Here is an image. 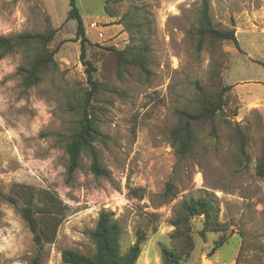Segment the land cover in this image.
<instances>
[{
	"label": "rangeland",
	"instance_id": "obj_1",
	"mask_svg": "<svg viewBox=\"0 0 264 264\" xmlns=\"http://www.w3.org/2000/svg\"><path fill=\"white\" fill-rule=\"evenodd\" d=\"M200 1L76 0L81 37L76 19H66L68 0H0V36L55 30L47 44L55 66L37 84L25 87L18 70L31 49L20 46L0 58V190L17 199L12 205L0 197V264H30L36 253L19 212L29 203L38 219L50 211L52 224L59 222L52 240L42 243L40 264H69L64 249L93 254L90 233L101 210L118 223L121 252L138 230L145 234L134 264H163L162 248L180 253L175 264H264V175L257 172L264 145V0H207L213 26L233 29L238 46L206 38L197 47ZM80 40L102 85L92 108L102 138L93 144L109 178L90 171L84 151L66 180L64 146L78 117L68 103L88 88ZM143 40L145 70L114 53ZM194 82L212 95L228 88L211 118L191 123L193 149L180 157L169 132L181 111L200 108ZM253 101L263 119L249 107ZM202 195L213 198L220 228L201 236L203 216H194L189 241L172 238L181 202Z\"/></svg>",
	"mask_w": 264,
	"mask_h": 264
},
{
	"label": "trees",
	"instance_id": "obj_2",
	"mask_svg": "<svg viewBox=\"0 0 264 264\" xmlns=\"http://www.w3.org/2000/svg\"><path fill=\"white\" fill-rule=\"evenodd\" d=\"M69 10L66 19L75 18L77 21V32L83 36V24L78 13L76 0H68ZM198 21L193 28L197 37V47L208 38L213 41L231 40L236 46L237 41L233 29H219L213 26L209 14V3L207 0H201L198 6ZM55 30L46 32H22L14 36H0V58L12 52L20 46L31 49L33 53L27 65L18 68L21 74L22 84L30 87L37 84L42 73L55 66L54 53L47 47L51 41ZM80 59L85 65L88 88L85 89L79 99L74 103L69 102V109L77 112V120L71 134L67 136L64 151L67 155L66 180H69L79 165L81 154L85 151L90 157L89 169L95 176L110 177V171L99 162L98 151L94 142L102 138V133L98 129V123L95 115L92 113L93 101L96 94L102 88L101 82L93 78L94 68L88 60L83 57V42L80 40ZM33 48V49H32ZM147 43L143 40L140 47H132L121 51L115 50L118 59L124 63H134L145 70L147 61ZM196 93L199 98L200 108L195 112L181 111L179 113V122L174 125L170 132L172 146L176 154L180 157L186 156L193 149L195 131L191 123L211 118L220 108L223 99L224 90L220 89L214 95L206 91L198 82H194ZM208 94L211 97L208 96ZM212 100H210V99ZM257 111V110H256ZM259 113V112H258ZM244 141L241 140L239 151L244 154ZM258 175H264V145L257 168ZM166 189L171 190L169 183ZM0 197L15 205L17 199L11 195H4L0 190ZM22 219L26 222L29 231L32 234V240L36 247V253L32 257L30 264H40L41 248L43 242H50L55 234L58 220L52 224L51 212L48 211L41 218H37L31 204H26L19 208ZM202 215V228L200 235L204 236L207 230H218L220 223L217 221L216 205L212 197L202 195L197 198L185 199L179 205L175 218L171 224L175 227L171 237L184 242L189 241L186 236L188 223L194 216ZM51 229V230H50ZM120 229L117 221L113 218L110 211L101 210L98 213L97 220L90 236L93 240L95 249L93 254L87 255L79 253L72 249H64L61 252L62 261L69 264H134L141 250V244L145 239V234L138 230L136 238L129 245L125 252H121L119 243ZM222 244V240L216 242L211 248L213 250ZM161 257L163 264H175L180 257V253L173 249L162 248Z\"/></svg>",
	"mask_w": 264,
	"mask_h": 264
},
{
	"label": "crops",
	"instance_id": "obj_3",
	"mask_svg": "<svg viewBox=\"0 0 264 264\" xmlns=\"http://www.w3.org/2000/svg\"><path fill=\"white\" fill-rule=\"evenodd\" d=\"M248 104L251 105L249 107H252V108L256 109L259 112V114L261 115L262 119H263V113H262V110H261V105L257 101L248 102Z\"/></svg>",
	"mask_w": 264,
	"mask_h": 264
},
{
	"label": "built area",
	"instance_id": "obj_4",
	"mask_svg": "<svg viewBox=\"0 0 264 264\" xmlns=\"http://www.w3.org/2000/svg\"><path fill=\"white\" fill-rule=\"evenodd\" d=\"M95 24H93V26H94ZM98 38H101L102 36H103V34H102V32L101 31H99L98 33Z\"/></svg>",
	"mask_w": 264,
	"mask_h": 264
}]
</instances>
